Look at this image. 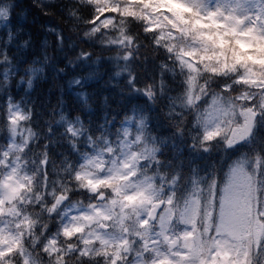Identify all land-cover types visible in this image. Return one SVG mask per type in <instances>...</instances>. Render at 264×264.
<instances>
[{
	"label": "clouds",
	"instance_id": "9594fccd",
	"mask_svg": "<svg viewBox=\"0 0 264 264\" xmlns=\"http://www.w3.org/2000/svg\"><path fill=\"white\" fill-rule=\"evenodd\" d=\"M45 2L55 5L57 0ZM75 2L89 6L92 14L84 18L75 10L66 12L82 26L78 31L71 25L69 30L98 49H113L118 56V62L116 56L103 57L112 63L111 75L116 78H110L108 86L143 99L142 106L122 116V123L133 127L124 128L121 151L109 149L115 158L106 169L97 166L93 175L98 181L124 179H116L111 185L86 186L80 175L83 166L73 167L66 156L60 167L63 179L57 178V163L49 153L46 139L51 123L46 121L49 126L44 131L32 130L34 109L29 106L26 119L35 142L24 137L16 144L13 125V142L0 158V164L9 169L0 179V212L11 218L8 223L12 225L6 243L0 245V264H84L89 258L87 253L92 257L104 256L107 264V255L101 252L103 241L100 247H81L83 237L59 239L62 233L58 230L59 235L52 234L57 236L53 243L52 236L47 234L53 214L63 215L62 206L74 207L73 193L82 191L106 205L119 201L121 211L128 204L124 198L137 195L126 213V229L128 236H139L141 241L133 239L124 247V252L135 255L131 260L125 257L123 264H153L154 257L144 256V238H150L149 233H155L157 248L161 244L171 245L187 253L180 264H264V71L257 68L258 75L252 79L250 71L234 61H227L225 66L223 59H204L202 54L214 50L199 38L200 33L216 31L218 26L221 32L235 28L264 37V0H185L183 21L177 18L178 6L171 0ZM36 6L44 15L53 14L43 4ZM13 8V0H0V27L8 25ZM133 25L139 31H133ZM57 37L58 48L62 49L63 36L59 31ZM193 50V56L185 55ZM65 56V64L73 69L89 57L97 66L102 59L99 54L93 56L91 47ZM3 59L11 63L6 54ZM150 61L155 62L154 71L138 82ZM51 65L49 55L26 65L24 75L19 77V82H26L25 91L31 92L38 82L47 81ZM66 71L65 66L56 65L58 74ZM86 79L92 77L84 72L70 77L66 83L74 87ZM121 79L123 86L117 83ZM63 90L61 85L60 91ZM74 95L86 98L87 93ZM107 99V94L103 95L101 103ZM153 111L162 115L163 129L153 127ZM66 115L61 114L55 122ZM75 118L79 120L80 114ZM177 140L190 153L204 157L207 164H194L188 169L174 166L169 149ZM69 143L75 148L72 141ZM172 155H177L175 149ZM216 158L226 162L225 172L236 168L244 178L242 195L247 226L238 230L219 224L213 231L207 213L198 215L194 210L213 182L212 165ZM21 160L23 169L18 163ZM50 164L53 175L49 184ZM9 176H16L24 188L18 189L17 182L9 181ZM167 251L170 253L171 247Z\"/></svg>",
	"mask_w": 264,
	"mask_h": 264
},
{
	"label": "rangeland",
	"instance_id": "374dc122",
	"mask_svg": "<svg viewBox=\"0 0 264 264\" xmlns=\"http://www.w3.org/2000/svg\"><path fill=\"white\" fill-rule=\"evenodd\" d=\"M45 1V0H44ZM185 6V0H179ZM228 31L236 33L239 38L243 42H248L250 38L257 37L264 39V37L255 36L252 34L251 30L240 32L235 28L229 29ZM19 34V35H18ZM10 41L9 43H5V41ZM66 38L63 34V41ZM52 42V51H53V60H57L63 58L61 54L63 48H58V37L57 32H54V36L51 37L46 35L43 32H39L32 37L30 34L25 37L20 28H16L15 26H2L0 27V158L3 156V151L8 147L9 143L13 142V134H12V126L15 125V137L14 142L16 144H20L22 138L29 137L30 142L34 141V138L30 134L29 130V121L26 119L27 110L30 103V97L32 93L44 92V82H38L36 88L27 92L26 82H19V77L24 75V68L30 62H32L35 58L43 59L44 55H49V47ZM31 49V55L29 56V50ZM100 50H106L109 48H99ZM194 51L186 52V56L194 55ZM5 54L11 58V63L9 61L4 60ZM108 55L116 56V62H118V56L116 52H112ZM106 55L101 56L102 59ZM51 57V56H50ZM92 59H89L87 62L81 61L80 65L83 67V72H87L91 75L94 80L96 77V69H94V64L92 63ZM49 67V71L52 72V78L54 80V85L56 86V97L58 99V103L60 109L58 110V117L61 114L68 113L65 102V94L67 90L74 93L86 92L84 90V85L89 80L86 79L82 81L79 85H75L74 87H69L66 81L70 77H74L78 74V72L70 73L69 77L63 76L60 77V74L56 72V66L53 63ZM104 61L107 63L109 68H112V63L108 60ZM249 70V69H248ZM250 71V76L252 79H255V74L253 71ZM10 80V83L8 81ZM64 86L63 92L60 91V86ZM87 93V92H86ZM47 95H50V92H46ZM80 101H87L88 94L86 98H81L79 96L74 95ZM132 101V107L127 110L126 113L130 111H135L137 108L143 105V99L138 101L134 98ZM160 115L158 111H153L152 116ZM66 117V116H65ZM153 118V117H152ZM65 119V118H64ZM63 120L59 121L60 125L65 127V130L70 135H73L74 140L72 141L75 144V148H73L75 154L74 157L71 158L70 162L72 166L75 165L76 168H80L82 165V170L80 172L81 177L86 186L97 187L100 184L111 185L114 180L119 179L123 180L124 177H111L105 180H94L93 175L97 166L104 165V169L110 166V162L114 157L113 153L109 151V149H115L117 153L121 151L123 145H121V140L124 135V128H131L133 125H128L122 123V120L115 124L114 121H110L107 119L105 114L102 115L101 124L103 130L100 131L99 139H93L89 137H85L84 130L82 129L80 123L82 121L78 120H68V122H64ZM164 123L159 120L154 124L153 119V127L163 129ZM31 124V129H32ZM35 130V129H32ZM119 130V131H118ZM84 142V144H83ZM79 143H82L85 147L84 150L80 151ZM181 148H183V152H181ZM173 149L177 155H172ZM181 154V155H180ZM169 158L172 159L173 165L176 167H183L185 169L190 168L194 164H200L202 167L207 164V161L202 156H196L194 153H190L183 142L177 140L174 145L169 149ZM21 165V169L24 168L23 160L18 161ZM225 161H224V175H222V179L224 180L222 196L220 198V203L217 208L215 199L218 198V191L214 188V179L213 182L207 187L204 192V200L202 203H198L195 207V211L199 210L200 214L207 213L209 217V223L212 225L213 231L216 226L222 224L224 227L231 229H241L246 226V210L243 202V185L244 178L239 169H232L231 173L225 172ZM52 165H49L48 176H49V184L52 179ZM9 169L5 167V165L0 164V179L3 178L4 174L7 173ZM213 175V172H212ZM20 176L24 177V172H20ZM56 177L63 179V173L58 169L56 173ZM9 181H16L18 189L22 190L24 188L23 183H20L17 180L16 176H9ZM199 187L197 188V192H199ZM83 194V195H81ZM73 196L75 197V206L74 207H61L60 213H54L52 216V223L47 229V234L52 236L53 243L57 242V236H53V233H60L59 239H63L65 236L75 238L77 236L83 237L81 241V247L84 245H95L100 247L101 242L103 241L104 246L101 248V252L107 255V264H118L123 261L125 257L128 260L133 258V254H129L124 252V247L131 243L133 239L139 243L141 241V237H130L128 236V232L126 229V225L128 223L126 218V213L131 204H134L137 200V195H128L124 198L128 204L125 205L124 210L121 211L119 206L120 202L115 201L111 205H106L97 199L90 203V199L88 198L89 194L86 191L82 192H74ZM9 216H6L3 212H0V245L6 243V237L10 235L8 229L12 227L10 223H8ZM147 223V222H144ZM158 230V229H157ZM192 234L190 233L189 236ZM150 238H144V242L147 244V250L144 252V256L147 257L151 255L154 257L153 264H180V261L186 257L187 253L182 251H177L175 247H171V252L169 253L167 249L169 245H163L157 248L155 245L157 244V240L155 239V233H149ZM135 247V245H133ZM230 255V254H228ZM88 257H92L91 253H87ZM98 258L103 259L104 256H98ZM87 259V258H86ZM137 260H140V257H137ZM105 263V262H104ZM205 264H214V262L206 261Z\"/></svg>",
	"mask_w": 264,
	"mask_h": 264
},
{
	"label": "trees",
	"instance_id": "16d2710c",
	"mask_svg": "<svg viewBox=\"0 0 264 264\" xmlns=\"http://www.w3.org/2000/svg\"><path fill=\"white\" fill-rule=\"evenodd\" d=\"M14 8L12 12V16L8 25L10 27L15 26L16 28H20L21 33L30 34L32 37L35 36L36 33L43 32L46 35L52 36L51 29L59 31L62 36L64 34L66 40L63 41V50L61 54L63 58L53 60V51H52V42L48 49L49 54L53 60V63L60 66H65L67 71L65 74H60L62 76H69L72 72H79L83 70L80 64L77 65L75 69L71 67H67L65 64V59L67 55H73L77 49L87 50L88 48L93 49V56L99 54L100 56L108 55L112 52H115L113 49L109 48L106 50H100L96 48L95 45H90L87 42L80 40L76 34L69 30L71 25H75L77 30L81 29V25L78 21L70 19L66 12L75 10V12L84 17L88 18L92 14V9L87 5H80L75 2V0H57L55 5H49L44 0H13ZM172 3L176 4L178 7L176 9L177 18L181 21L186 20V17L183 16V9L185 8L176 0H171ZM37 4H43L45 9H48L52 12V15H44L42 9L37 7ZM174 25L176 21H171ZM133 31H139L138 26L133 25ZM54 36V35H53ZM26 37V36H25ZM227 37H232L228 39ZM201 40H203L207 46H210L214 51H209L207 54H202L204 59H211L215 57L220 60L223 59L225 61V66H227V61L231 60L237 64H240L244 68H248L258 75L257 68L261 71H264V41L260 39H251L248 44H244L239 36L231 31H223L219 30V26L216 31H205L200 33ZM71 45V47H69ZM31 53V49L29 50ZM193 56V55H191ZM92 57H89L91 59ZM100 72V78L88 85L89 90V104L90 107H86L85 105L79 103L74 98L66 95L67 98V106L69 113L64 119V122H68V120L76 119V114H80V119L82 122L80 123L82 129L86 133L85 137H95L98 132L102 131V126H98L100 124L101 113H106L108 115L109 120H113L115 124H117L123 114L128 110L132 100L136 98L140 101L142 98L137 95H128L126 92H121L115 87L108 86L109 82V74L107 63L104 59H101V62L97 66ZM139 67L143 68V65ZM155 69V62L150 61L147 68L144 69L138 76V82L148 73L152 72ZM48 78L52 79V72L48 71ZM123 79L119 81V84L123 86ZM107 94V101L103 104L101 103V97ZM115 117V118H114ZM154 124L158 121V118L162 123L165 124V121L162 115H153ZM40 120V121H39ZM77 120V119H76ZM44 124L42 127L39 122ZM51 123V133L46 134V139L49 141V153L56 160L57 167L60 170L61 161L66 156L68 161L74 157V150L72 148V144L69 141H75L73 135H70L63 125L56 123V116L49 113L43 115L42 109H37L34 112L31 122L40 131H44ZM43 143V141H41ZM84 144V142H83ZM79 143L80 151L84 150V145ZM38 159V157H37ZM224 160L220 158H216V163L212 165L213 169V179H214V188L219 191L223 186L222 179V168H223ZM75 167V165H73ZM83 195V194H81ZM92 199L94 198L91 197ZM84 264H105L103 259L96 257H89L84 260ZM121 264V262H118Z\"/></svg>",
	"mask_w": 264,
	"mask_h": 264
},
{
	"label": "bare ground",
	"instance_id": "6f19581e",
	"mask_svg": "<svg viewBox=\"0 0 264 264\" xmlns=\"http://www.w3.org/2000/svg\"><path fill=\"white\" fill-rule=\"evenodd\" d=\"M31 53H29V56ZM51 72V71H49ZM54 80L48 78L47 81L44 82V92H34L32 93L30 97V103L31 107L34 109V112L37 111V109H42L43 115L48 113L51 114L54 112V115L56 116V120L58 119V110L60 109L58 99L56 97V86L53 84ZM50 92V95H47L46 92ZM40 121V120H39ZM38 121V122H39ZM41 127L44 125L41 122H39Z\"/></svg>",
	"mask_w": 264,
	"mask_h": 264
}]
</instances>
